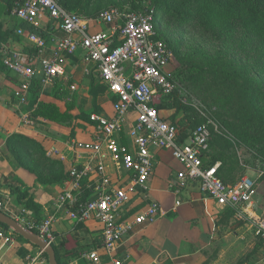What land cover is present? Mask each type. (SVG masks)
Masks as SVG:
<instances>
[{"label":"built area","instance_id":"1","mask_svg":"<svg viewBox=\"0 0 264 264\" xmlns=\"http://www.w3.org/2000/svg\"><path fill=\"white\" fill-rule=\"evenodd\" d=\"M10 14L36 28L48 15L59 22L65 33L57 41L52 55L45 56V38L29 31V41L40 51L35 59L21 50L11 49L0 39L4 66L21 78L15 90L21 102L27 99L32 80L38 73H43L45 83L66 75L63 53L80 51L85 62L99 72L116 99L111 116L90 115L98 130L97 138L73 144L75 149L90 152L91 160L69 168V186L57 197L58 210L55 213L37 222L30 218L26 207L13 211L9 200L1 198L0 210L9 209L24 227L37 230L52 244L56 242L53 226L60 214L78 223L95 220L101 225V243L95 249L83 252L82 256L91 264H124L119 255L123 239L138 225L153 223L165 214L161 205L151 198L149 185L154 173L151 148L158 147L170 150L182 163L183 170L177 177L183 187L198 183L205 196L219 207L230 208L250 220L260 244L261 260L257 264L264 261V211L259 212L254 201L256 180L243 176L234 184L226 183L219 175L220 162L210 166L203 163V157L210 148V125L207 122L197 125L181 141L179 124L166 119L160 112L159 106L166 97L173 95L178 85L169 72L172 50L157 29L155 6L144 9L113 6L88 17L65 9L59 0H17ZM96 22L106 23L110 28L93 32L90 26ZM18 33L24 34L25 30L19 28ZM22 121L34 123L28 114L22 116ZM124 134L131 138V148L130 144L121 142ZM105 150L120 171L117 179L107 173ZM48 153L52 155L58 150L52 148ZM60 159L65 160V155L61 154ZM84 188L89 191L87 196ZM136 198L146 200L148 204L130 218L127 207ZM180 203L177 201V205ZM0 238L11 243L14 233L0 229ZM43 252L29 256L28 262L38 263Z\"/></svg>","mask_w":264,"mask_h":264},{"label":"crops","instance_id":"2","mask_svg":"<svg viewBox=\"0 0 264 264\" xmlns=\"http://www.w3.org/2000/svg\"><path fill=\"white\" fill-rule=\"evenodd\" d=\"M24 22L10 15L6 5L0 2V39L11 49L21 50L35 59L40 51L29 41L27 34L31 30ZM19 28L25 33L19 34ZM38 28L45 32L47 45L43 55L50 56L65 33L59 22L48 15ZM90 28L93 32L101 31L109 29L110 25L96 22ZM63 58L66 75L47 83L40 80L38 92L31 93L30 87L27 99L21 102L15 95L21 78L4 66L0 52V198L9 200L13 211L26 207L32 199L35 205L26 207L31 219H43L58 210L56 199L69 186V168L91 160L90 152L75 149L73 144L93 141L98 136L96 124L78 116L84 110H92L89 88L93 79L96 84H103L99 72L85 62L81 51L64 52ZM39 75L33 78L31 86ZM115 99V94L107 89L98 97L99 112L92 113L111 116ZM42 102L54 105L59 119L39 115L37 111ZM163 110L160 109L161 114ZM24 114L33 118V125L22 121ZM120 139L131 148L128 135ZM52 148L58 153L50 155L48 151ZM151 151L154 157V173L149 180L151 198L161 205L165 214L153 223L138 225L123 239L119 255L124 264H246L261 260L260 250L257 257L245 259L247 234L240 227L234 226L231 230L228 210H234L219 207L208 199L198 183L183 187L177 177L183 165L170 150L152 147ZM104 152L107 173L117 179L120 171L109 152ZM61 154L65 155V160L60 159ZM177 201L181 203L177 205ZM147 204L146 200L134 199L127 207L128 216L132 218ZM0 211L14 218L9 209ZM4 225L0 222V229L12 230L14 241L8 243L0 238V263L30 264L28 257L38 255L41 248ZM53 231L65 264H91L82 253L100 245V223L95 220L78 223L60 214ZM253 239L256 246L255 235ZM35 264H49V261L42 255Z\"/></svg>","mask_w":264,"mask_h":264},{"label":"rangeland","instance_id":"3","mask_svg":"<svg viewBox=\"0 0 264 264\" xmlns=\"http://www.w3.org/2000/svg\"><path fill=\"white\" fill-rule=\"evenodd\" d=\"M133 1L92 0L91 11H101L112 5L132 9ZM168 3L191 18V22L196 17L205 20L204 13H193L192 4L186 0H168ZM143 5L155 6V3L146 1ZM166 18L164 16L159 21L158 30L171 44L169 72L178 86L173 95L164 99L162 105L167 108L162 115L189 129L196 126L197 119L207 122L212 135L207 160L223 164L225 171L231 173L235 180L243 176L255 179V200L259 212H263L264 160L256 150L240 142L230 127L264 133V53L253 34L238 25L226 24L212 30L207 26L185 27L177 22L176 17ZM211 57L224 58L228 62L226 65L218 64L219 75L214 72L217 65H207ZM249 77L255 81L253 86L247 84ZM229 214L231 230L236 226L247 234L246 254L257 257L253 239L255 230L250 220L235 211Z\"/></svg>","mask_w":264,"mask_h":264},{"label":"trees","instance_id":"4","mask_svg":"<svg viewBox=\"0 0 264 264\" xmlns=\"http://www.w3.org/2000/svg\"><path fill=\"white\" fill-rule=\"evenodd\" d=\"M17 0H0V2H3L7 10L10 14L12 7L14 6L15 2ZM151 1L155 3V7L157 10V17L158 21L156 23L157 29H158V23L159 21L165 16H173L177 18V22L181 23L185 27H191V25L196 27H202L207 26L208 28H211L212 30L214 28H221L223 25L231 24V25H238L243 29L248 30L251 32L255 38V42L258 43L259 49L261 52L264 53V0H186L190 2L193 6V13L195 12H203L205 20L196 17L195 21L191 22V18L186 17L182 14V11H180L178 8H175L171 6L170 3H168V0H134L132 9H144L143 2ZM60 4L69 11H75L81 14H84L85 16H96L101 11L99 9L92 10L91 11V4L92 0H59ZM112 6H119L121 5H112ZM110 6V7H112ZM109 7V8H110ZM11 15V14H10ZM167 19V18H166ZM23 25L27 28H29L31 31H35L38 34H41L42 36L45 35V32H43L40 28H36L35 26L29 24L28 22H24ZM159 31V30H158ZM160 36L169 44L171 48V44L169 40L164 36L160 31ZM222 63L223 65H226L228 62L226 59L221 58L217 59L215 57H211L208 61L207 65L209 67H215L217 65V70L214 71L217 75L220 74L218 64ZM43 73H40L39 76L36 77V79L33 82V85L31 86V93H37L40 86V80H42ZM254 79L249 77L247 78V84L252 85L254 84ZM108 89V85L103 82V84L95 83V80L93 79L90 84L89 88V95L92 99V110H84L79 114V118H82L87 121H91L90 114L95 111L99 112L98 106H97V100L99 95L106 92ZM264 94V91H263ZM160 109L167 108L166 105H160ZM180 108V107H178ZM39 115L48 117V118H55L59 119V114L57 113V110L54 105L47 104L42 102L39 105V109L37 111ZM61 119V118H60ZM177 122L180 126V139L181 141L185 140L189 133L199 124L203 123V119H197L195 121L196 126L192 129H189L188 127H184V125H181L178 121ZM231 132L236 136V138L244 143L246 146H248L251 149H254L258 152L259 156L262 157L264 160V133L256 134V133H250L249 131L245 129H239L237 127H230ZM212 135L210 138V148H211V142H212ZM205 154L203 157V163L204 166H210L215 163L216 160L209 161L207 160V157L209 156V151ZM208 155V156H207ZM219 175L226 183H236L238 180H235V177L231 175V173H227L224 169L223 164L219 168ZM85 189V188H84ZM86 196L89 194V191L85 189ZM85 197V196H84ZM26 207H31V205H35L33 203L32 199H29V201L25 204ZM37 210H39V207H35ZM230 213H233L232 211L228 210ZM34 221H41V218L32 219ZM6 226V225H4ZM7 227V226H6ZM37 232V230H34ZM53 246L56 250V255L59 264H65V262L62 259L61 251L56 243H53ZM260 244L257 243L255 247V252L257 253L259 250ZM43 255L47 256L45 252H43ZM253 257L251 255H247L245 259L249 260ZM258 260H255V264H257Z\"/></svg>","mask_w":264,"mask_h":264},{"label":"water","instance_id":"5","mask_svg":"<svg viewBox=\"0 0 264 264\" xmlns=\"http://www.w3.org/2000/svg\"><path fill=\"white\" fill-rule=\"evenodd\" d=\"M0 222L5 223L6 225L14 229L16 233L22 235L25 239H28L32 243L38 245L41 250H43L47 254L49 264H59L56 250L53 244L42 238L37 232L27 229L17 220L6 215L2 211H0Z\"/></svg>","mask_w":264,"mask_h":264}]
</instances>
